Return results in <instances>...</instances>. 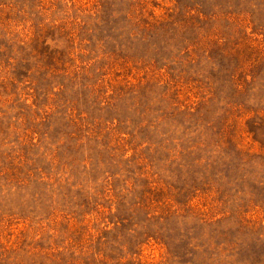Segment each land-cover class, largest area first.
<instances>
[{
  "label": "rangeland",
  "instance_id": "obj_1",
  "mask_svg": "<svg viewBox=\"0 0 264 264\" xmlns=\"http://www.w3.org/2000/svg\"><path fill=\"white\" fill-rule=\"evenodd\" d=\"M0 264H264V0H0Z\"/></svg>",
  "mask_w": 264,
  "mask_h": 264
}]
</instances>
